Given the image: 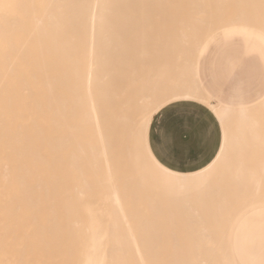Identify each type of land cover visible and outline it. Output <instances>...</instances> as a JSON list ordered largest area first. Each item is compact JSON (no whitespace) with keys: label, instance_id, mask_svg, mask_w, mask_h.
I'll return each mask as SVG.
<instances>
[{"label":"bare ground","instance_id":"obj_1","mask_svg":"<svg viewBox=\"0 0 264 264\" xmlns=\"http://www.w3.org/2000/svg\"><path fill=\"white\" fill-rule=\"evenodd\" d=\"M239 1L0 0V264H239L234 227L264 207V91L214 99L200 69L219 32L264 41ZM179 100L220 126L192 171L149 145Z\"/></svg>","mask_w":264,"mask_h":264},{"label":"crops","instance_id":"obj_2","mask_svg":"<svg viewBox=\"0 0 264 264\" xmlns=\"http://www.w3.org/2000/svg\"><path fill=\"white\" fill-rule=\"evenodd\" d=\"M224 76L230 82L236 78L235 72L211 74L201 71L202 80L214 99L230 104L249 102L241 99L242 90L235 82L229 84L226 92L222 90L223 84L219 80ZM150 127L149 145L153 155L161 164L178 171H192L206 165L220 144L217 119L206 106L192 100L167 104L153 116ZM165 128L176 132L175 144L167 154L160 150ZM233 233L231 245L236 261L239 264H264V207L244 214L236 223Z\"/></svg>","mask_w":264,"mask_h":264},{"label":"rangeland","instance_id":"obj_3","mask_svg":"<svg viewBox=\"0 0 264 264\" xmlns=\"http://www.w3.org/2000/svg\"><path fill=\"white\" fill-rule=\"evenodd\" d=\"M244 1L246 0L241 1L242 3L239 1L240 3L232 4L231 13L235 14L237 11H243V9L244 11L247 9L248 14L256 13L255 10L260 11V13L264 12L262 10L264 0H258V2L262 1L263 4H258L257 1H255L257 4L255 2L249 4ZM251 7L257 9L254 10ZM249 8L255 12L251 10L249 12ZM251 31L252 29L247 27L245 31H234L227 35L219 32L218 36L211 40L203 51L200 63V69L205 73L217 74L225 71L231 74L235 72L234 81L231 80L230 82L225 76L221 77L219 81L223 84L222 90L224 92L228 90L230 83L235 82L242 90L241 99L243 101L253 100L264 91V44ZM222 239L220 245L223 244Z\"/></svg>","mask_w":264,"mask_h":264},{"label":"snow or ice","instance_id":"obj_4","mask_svg":"<svg viewBox=\"0 0 264 264\" xmlns=\"http://www.w3.org/2000/svg\"><path fill=\"white\" fill-rule=\"evenodd\" d=\"M143 135V129H141V136ZM176 132L174 129L165 128L163 137L160 141V150L162 153H169L175 144ZM195 145H193L194 147Z\"/></svg>","mask_w":264,"mask_h":264}]
</instances>
